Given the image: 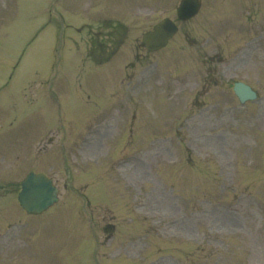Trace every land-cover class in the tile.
Wrapping results in <instances>:
<instances>
[{
	"label": "rangeland",
	"instance_id": "rangeland-1",
	"mask_svg": "<svg viewBox=\"0 0 264 264\" xmlns=\"http://www.w3.org/2000/svg\"><path fill=\"white\" fill-rule=\"evenodd\" d=\"M57 1L76 11L49 18L58 36L73 18V27L96 20L108 58L92 64L84 29L65 31L60 42L83 52L73 62L66 50L56 67L54 25L27 44L48 23L49 0H0L1 97L16 109L0 105V233L14 223L25 238L2 245L0 264H96L92 237L98 264H264V0H204L157 53L141 35L170 0H105L100 15L93 0ZM51 79L57 101L40 88ZM236 81L257 101L240 106ZM26 86L34 105H24ZM32 169L59 188L61 208L46 224L16 201ZM84 185H95L92 198Z\"/></svg>",
	"mask_w": 264,
	"mask_h": 264
},
{
	"label": "water",
	"instance_id": "water-1",
	"mask_svg": "<svg viewBox=\"0 0 264 264\" xmlns=\"http://www.w3.org/2000/svg\"><path fill=\"white\" fill-rule=\"evenodd\" d=\"M174 32L175 28L171 23L163 21L154 28L153 32L144 35L143 43L150 51L160 49L165 46ZM234 91L241 101L254 98V94L243 85L236 84ZM18 200L26 212L40 213L56 202V189L44 176L30 174L22 183V191Z\"/></svg>",
	"mask_w": 264,
	"mask_h": 264
}]
</instances>
